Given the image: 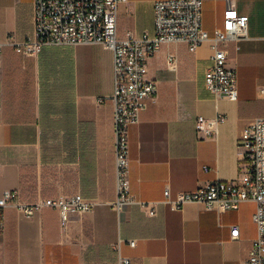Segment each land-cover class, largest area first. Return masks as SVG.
Here are the masks:
<instances>
[{"label": "crops", "instance_id": "crops-1", "mask_svg": "<svg viewBox=\"0 0 264 264\" xmlns=\"http://www.w3.org/2000/svg\"><path fill=\"white\" fill-rule=\"evenodd\" d=\"M155 1L122 2L118 36H153ZM230 7L249 19L248 37L226 45L228 66L237 73V100L206 88L211 41L195 52L184 43L162 44L149 60L157 95L129 132L131 191L139 199L161 200L167 187L175 196L216 179L239 178L242 130L252 118L264 117V0H203L210 35L223 26ZM33 15V0H0V42L32 37ZM170 52L177 61L169 66ZM113 91V52L100 44L45 45L30 57L6 47L0 65V197L7 189H18L28 203L80 193L96 204L73 214L66 227L54 208L33 215L2 208L0 264H117L120 256L130 264H243L258 233L254 201L222 212L196 201L180 210L160 203L152 216L138 205L124 213L111 206L117 198ZM218 113L226 120L217 135L200 137L197 116ZM233 226L240 229L237 238Z\"/></svg>", "mask_w": 264, "mask_h": 264}, {"label": "built area", "instance_id": "built-area-1", "mask_svg": "<svg viewBox=\"0 0 264 264\" xmlns=\"http://www.w3.org/2000/svg\"><path fill=\"white\" fill-rule=\"evenodd\" d=\"M126 0H33L34 35L23 41L9 37L0 42V65L5 49L11 46L24 56H36L45 45L100 44L113 52L114 58V131L117 172V198L111 206L119 213L133 205L155 215L160 203L172 210H180L187 202L196 201L207 209L220 212L238 208L242 202L254 201L257 205L254 221L257 237L253 241L249 258L243 264H264V117L252 118L243 128L239 138L242 150L241 173L237 181L216 179L206 182L194 191L179 192L175 196L167 187L161 200L150 201L137 198L131 191L129 132L132 124L139 123L148 99L155 98L157 83L149 75V60L162 44L184 43L191 52L211 41L213 53L206 69V88L215 96L230 100L238 99L237 73L228 66L229 41L248 37V16L230 7L224 13L222 27L213 35L203 23V0H156L154 4L155 34L119 37L117 32L118 8ZM177 61L175 52L168 54V64ZM264 95V87L261 89ZM226 115L218 113L208 118L203 115L195 120L200 137L217 135L218 126ZM207 168V167H205ZM96 202L80 193L70 196L41 198L28 203L21 200L18 189H7L0 197V224L3 223L2 208L12 205L28 215L44 208L57 209L63 227L73 214L91 211ZM239 227L233 226L231 235L239 236ZM123 242L121 239L117 248ZM135 247V239L128 240ZM117 264H130V258L120 256Z\"/></svg>", "mask_w": 264, "mask_h": 264}]
</instances>
